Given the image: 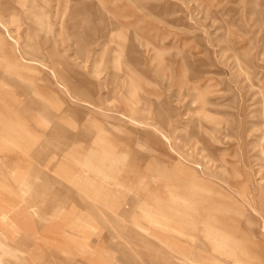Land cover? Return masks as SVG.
Masks as SVG:
<instances>
[{"label":"rangeland","instance_id":"1","mask_svg":"<svg viewBox=\"0 0 264 264\" xmlns=\"http://www.w3.org/2000/svg\"><path fill=\"white\" fill-rule=\"evenodd\" d=\"M32 1L51 6L49 38L69 87L22 50L26 34L40 37L48 22L22 0H0V37L58 84L74 112L66 134L53 135L37 126L42 116L0 92L31 135L60 139L54 148L43 144L60 163L38 162L31 144L16 149L23 162L11 161L5 151L25 137L17 129L0 141V264H262L255 255L264 253V0H108L105 17L124 35L113 33L101 49L88 42L84 51L71 23L82 17L73 15L83 9L72 3L79 0ZM90 149L97 160L85 157ZM33 165L44 199L16 179ZM117 167L126 173L112 178ZM97 184L112 191L99 194ZM204 200L246 212L235 222L243 256L228 259L202 231L187 237L190 224H166L174 211L155 207L187 215L201 204L206 217Z\"/></svg>","mask_w":264,"mask_h":264},{"label":"bare ground","instance_id":"2","mask_svg":"<svg viewBox=\"0 0 264 264\" xmlns=\"http://www.w3.org/2000/svg\"><path fill=\"white\" fill-rule=\"evenodd\" d=\"M79 1L80 2H72V3L82 4L83 9L80 11H76V8H74L73 15L74 16L79 15L82 17L78 23H74V22L71 23H72V28L74 29L75 32L76 41L74 43L76 46L81 47V49H83L82 51L85 50V47L88 44V42L95 44L97 47H99V49H101L107 44L109 37L113 33L121 32L123 34L122 31H118V29H116V26L113 25V23L110 22L105 17V14L111 13L112 11L111 6H109L108 0H98V2H90V0H79ZM18 3L22 4V8L24 9L28 8L32 10L34 13H38L41 19L47 18L48 21V22H42L43 28H40V32L42 33L40 37L34 36L33 34L32 35L26 34V38L21 44L22 50L23 49L25 50V53L32 62L36 61L48 66L53 70V73L55 75L56 73H58L61 77L60 82L62 83V85L68 88L69 78L66 76V73L61 67L63 62L59 56V52L56 49V42L51 41L49 38L50 34L53 33L52 32L53 21L50 20V16L46 11L47 6H49L48 5L49 2H35L32 0H22V2H18ZM50 7L51 6H49V8ZM38 14H36V16H38ZM96 20H99L101 21L100 23H102V32L99 37L97 36L95 30ZM139 22L140 20L136 19V21L133 23L134 26H136V24ZM137 28L138 27H135V29ZM81 29H84L85 32L81 31ZM0 51H1L0 92H4V95L8 96L13 101L15 106L20 108V110H24L26 113H29V115L32 114V115L42 116L44 119L41 122L38 121L39 123L37 122V126L45 130V132L47 133L50 132V134L52 133L53 135L57 134L58 136H63L64 134H66L69 126L72 123V120H70L68 114L74 111L72 109L71 104L68 103V101L62 97L60 93V89L59 87H57L58 84L48 79L47 75H45L42 71L38 70L36 66H33L34 65L33 63L26 62L22 58V56H19L18 53H16L15 49L8 47L4 43L1 37H0ZM48 57H50L52 61L50 63V66L47 65L46 63ZM3 60H5L6 63H3ZM23 91H25L24 94H22ZM5 101L6 100L4 96L0 94V114H8L7 119L5 118L0 119V132H1L0 141L5 138V133H7L8 130L17 129L25 133L24 135L25 139L19 137L15 138V140L12 141L14 147L12 149H7L5 151V154L13 157V160L11 161L23 162L24 159L17 153L16 149H23L22 147L25 148L29 144H31V146L35 150L37 149V151H39L42 154L43 158L38 162L43 160V161H51L52 163L54 162L60 163V161L57 158H55L53 155H51V153H49L43 145L46 143L50 146V148H54L59 143L60 139H55L54 136L51 137L50 139V138H42L38 135H31V133L29 132V125L21 121L20 116L17 113L18 112L17 109L8 106L7 104H5ZM83 101L91 104L94 107L98 106L96 103L92 101H88V100H83ZM110 133L108 134L110 135V137L108 138L109 141L116 142L115 135ZM111 147H112V151L114 152V145H112ZM90 151H91L90 155L85 157H92L95 158V160H97V156H98L97 151L94 152V150L92 149H90ZM32 159H35V157L32 156ZM26 160L29 161L28 159ZM106 161L108 162L109 160ZM111 163H113L112 160L109 161V164ZM124 163L125 162H123L122 164ZM17 173L18 174L16 176V179H18V182L23 188H26V190L30 192L36 191L38 194L37 195L38 198H43V199L45 198L46 194L41 193V191L44 192V190L39 191V188L37 187V185L43 181L42 178H44L42 177V174L40 173L38 166L35 168V166L33 165L31 168L26 170V172L19 171ZM124 173L126 172L124 171L123 168L117 167V169L114 168L112 170V174L114 175H110V176L112 178H115L116 176L118 177ZM74 174L77 177V179H79V181L82 182V184L85 183L84 185H86V183H88L86 181L87 179H85L84 176L77 173ZM192 183L195 184L196 182L193 180ZM3 188L5 189L6 187ZM97 188L99 189V192ZM97 188H96V192H98L99 194H103V193L106 194L107 191L111 192L113 187L109 185L106 186L102 185L100 187V185L97 184ZM257 192L259 191L257 190ZM259 193L261 195V191ZM204 202H205L204 209L208 210V216L206 217L203 216V214L205 213L201 210L202 209L201 204H199L196 207H192L191 212L187 215H185L183 212L176 211V209L172 210L170 205H166V204L158 205V206L156 205L155 207L157 211L158 212L161 211V213L174 211L173 216L166 219L167 220V222H165L166 224H173L177 228L184 227L190 224L191 227H188V229L189 228L190 229H189V233H187L188 235L186 234L187 237L196 239L197 236L195 237L193 232L195 231L197 234L198 230L199 232L202 231V235L199 234L201 237H203L209 243H212V245H214L216 249L220 250V252L225 257H228V259L229 257L231 258L234 257L233 259H235L236 258L235 255H237L236 252L240 251V249L238 250L237 248L238 238L236 236L237 228L235 222L237 221V217H239V215L244 216L246 212L244 213L243 210H241L236 206H228L227 204L224 205L217 203L215 201L204 200ZM260 204L264 210L263 195L260 196ZM118 206L121 207L122 205L118 204ZM192 219H195V221L194 220L191 221ZM252 224H254L253 221ZM244 241L246 242V240ZM241 246L242 245L240 244V248ZM243 251L244 253H246V255L249 254L248 253L249 251H247L246 249ZM258 253H259L258 255L254 254L255 257L257 256L259 258L258 259L259 262L261 261V263L264 264L263 251L259 250ZM200 257L201 256H199V258ZM207 261L211 264H224L210 260L209 258L207 259ZM234 261L235 263L238 264L240 262L238 259Z\"/></svg>","mask_w":264,"mask_h":264}]
</instances>
